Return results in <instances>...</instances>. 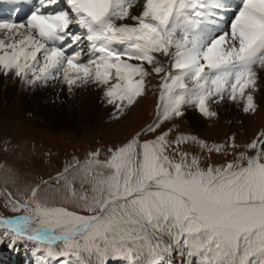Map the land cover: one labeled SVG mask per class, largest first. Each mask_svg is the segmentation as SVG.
I'll list each match as a JSON object with an SVG mask.
<instances>
[{
    "label": "snow or ice",
    "instance_id": "6c2138e0",
    "mask_svg": "<svg viewBox=\"0 0 264 264\" xmlns=\"http://www.w3.org/2000/svg\"><path fill=\"white\" fill-rule=\"evenodd\" d=\"M29 5L30 14L17 22L18 9ZM4 10L9 16L0 18V73L24 85L57 80L72 91L94 84L122 113L145 94L150 65L164 75L149 132L183 116V105L208 118L217 116L210 102L257 110L264 0H0ZM72 26L82 31L74 33ZM82 40L88 42L87 62L83 49L73 48ZM158 55L168 58L167 67ZM167 137L133 138L109 148L104 161L97 159L99 150L90 153L80 170L81 187L90 185L91 194L78 195L65 178L62 199L74 200L72 210L41 202L39 186L23 203L9 199L12 211L25 214L0 218L4 235L39 243L47 256L64 258L59 264H88L85 256L92 264H264V138L245 146L254 155L240 152L232 162L204 169L198 157L178 149L172 150L176 160L171 145L192 142L209 153L226 151L224 145ZM236 147L231 145L234 152Z\"/></svg>",
    "mask_w": 264,
    "mask_h": 264
},
{
    "label": "rangeland",
    "instance_id": "374dc122",
    "mask_svg": "<svg viewBox=\"0 0 264 264\" xmlns=\"http://www.w3.org/2000/svg\"><path fill=\"white\" fill-rule=\"evenodd\" d=\"M158 60L163 66H168L164 57ZM145 67L150 72L145 78V94L137 97L136 102L122 113L117 112L115 105L96 102V98L89 93L90 89L87 93L92 84L73 86L69 91L66 84L57 80L24 85L18 78L0 73L1 215L8 218L24 215L23 209L11 210L9 199L23 203L37 186V199L41 202H55L58 206H67L69 210L76 208L74 200L62 199L68 191L65 178L72 181V188L78 195H90V185L81 187L84 174L80 170L89 154L99 150L97 159L104 161L110 155L109 148L121 147L133 138L143 143L167 132L170 141H175L177 137L195 136L209 146L224 145L226 151L212 153L192 142L171 145L169 152L176 160L179 156L172 151L174 149L187 152L189 159L198 157L200 167L204 169L209 164L216 167L232 162L240 152L248 155L253 150L245 146L261 138L260 133L264 131V92L254 95L255 112L244 113L242 105L224 100L219 104L210 102L211 110L216 111L217 116L208 118L195 107L183 105L181 110L190 109L196 120L184 115L174 117L161 121L155 132H149L148 128L157 116L158 85L164 73L152 72L150 65ZM137 133H140L139 137ZM233 143L237 146L235 152L231 148ZM56 189L60 191L57 193ZM77 211L85 213L82 209ZM4 233L3 229L0 230V241H3L0 243V264H58L64 259H52L46 255L44 246L23 245L13 241L11 234L5 236ZM59 250L60 247H55V251ZM85 259L92 264L90 258L85 256Z\"/></svg>",
    "mask_w": 264,
    "mask_h": 264
},
{
    "label": "bare ground",
    "instance_id": "6f19581e",
    "mask_svg": "<svg viewBox=\"0 0 264 264\" xmlns=\"http://www.w3.org/2000/svg\"><path fill=\"white\" fill-rule=\"evenodd\" d=\"M228 2L230 4L234 5L236 0H228ZM133 11L136 12V11H138V9H133ZM72 31L74 33H76V32H81L82 30L79 29L78 26H72ZM73 48H74V50H79L80 48H82L83 49V54H82V58H81L82 62H87V60L90 58L89 53H88V42L86 40H82L78 47L74 45ZM71 51L72 50H69V54H71ZM163 57L164 56H162V55L157 56V58L161 59V60ZM164 59L168 60L167 57H164ZM256 71H257V74L259 77V79L257 81L259 87H258V90L256 92L261 93V92H264V69H261L258 67L256 69ZM62 89H61V91H62ZM89 89H90V91H89ZM88 91L94 98H96V100H97L96 102H98V103L99 102H103V103L106 102L105 99L103 98V89L101 87H97L96 85L92 84L90 88H87V93H88ZM182 112H183V115L185 117H187L188 119L191 116L192 120H196V118L192 114H190L192 112L190 109H184ZM192 120H190V121H192Z\"/></svg>",
    "mask_w": 264,
    "mask_h": 264
}]
</instances>
